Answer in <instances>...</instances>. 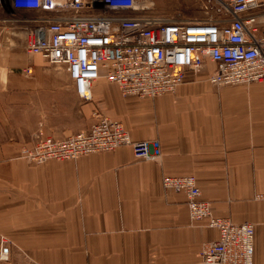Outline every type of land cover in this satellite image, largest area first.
Listing matches in <instances>:
<instances>
[{"label": "crops", "instance_id": "obj_1", "mask_svg": "<svg viewBox=\"0 0 264 264\" xmlns=\"http://www.w3.org/2000/svg\"><path fill=\"white\" fill-rule=\"evenodd\" d=\"M37 13L0 7V99L7 112H33L45 133L63 137L98 108L121 120L133 139L158 138L162 154L146 160L120 146L33 163L23 153L31 143L15 137L11 115L0 134V239L9 246L0 264H192L217 230L207 218L190 217L184 191L161 182L188 174L214 215L253 223V261L264 264V200L255 198L264 193V80L213 86L206 60L174 92L124 95L100 78L83 101L64 67L27 50L34 24L20 18ZM27 66L30 74L22 72Z\"/></svg>", "mask_w": 264, "mask_h": 264}, {"label": "built area", "instance_id": "obj_2", "mask_svg": "<svg viewBox=\"0 0 264 264\" xmlns=\"http://www.w3.org/2000/svg\"><path fill=\"white\" fill-rule=\"evenodd\" d=\"M204 14L194 20H174L148 11L138 0H0V7L35 10L26 48L47 62L63 66L77 96L92 99L94 82H114L122 94L155 97L174 92L188 71L213 63V86L264 80V0H197ZM15 16V13L12 12ZM18 18V17H17ZM19 19V18H18ZM25 74L32 67L22 69ZM87 127L63 137L38 127L25 148L28 161L74 159L129 147L142 159L161 156L158 138L133 139L121 120L95 108ZM162 185L184 191L190 217L207 218L217 237L202 243L192 264H253L254 225L212 213L201 197L194 175H164ZM264 200V193L255 194ZM0 260H7L6 240L0 239Z\"/></svg>", "mask_w": 264, "mask_h": 264}, {"label": "rangeland", "instance_id": "obj_3", "mask_svg": "<svg viewBox=\"0 0 264 264\" xmlns=\"http://www.w3.org/2000/svg\"><path fill=\"white\" fill-rule=\"evenodd\" d=\"M138 2L142 5L143 4L147 5L149 8L148 11L150 13L156 15H163L167 18H171L174 20H194L201 18L204 14L197 0H138ZM10 17L17 18L19 16L10 15ZM57 66L63 67L59 65ZM35 112L36 115L38 114L39 116H41L39 113H37V111ZM21 114L22 112H20V110L18 109L11 112L9 108V112H7L5 100L0 99V134L6 135L7 129L10 128L7 123L8 119L10 118L11 115H14V118H16L15 137L21 135L22 137L25 138L24 140H27L26 142L31 143L36 130L41 125L40 124L41 121L39 118L35 119L34 121L32 120V118L29 115L34 114L33 112H28L27 114H25V117L24 116L20 117ZM18 120L21 122L18 123ZM90 122H91L90 120L89 122H87L86 119H82L81 116L80 126L78 130L87 127ZM42 123L44 126V122ZM49 133L53 135L52 130H50ZM253 264H255L254 261Z\"/></svg>", "mask_w": 264, "mask_h": 264}]
</instances>
